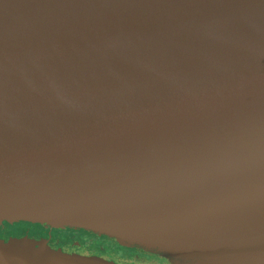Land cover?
<instances>
[{"label": "water", "instance_id": "95a60500", "mask_svg": "<svg viewBox=\"0 0 264 264\" xmlns=\"http://www.w3.org/2000/svg\"><path fill=\"white\" fill-rule=\"evenodd\" d=\"M170 264H264V0H0V224ZM0 264H115L0 238Z\"/></svg>", "mask_w": 264, "mask_h": 264}, {"label": "rangeland", "instance_id": "374dc122", "mask_svg": "<svg viewBox=\"0 0 264 264\" xmlns=\"http://www.w3.org/2000/svg\"><path fill=\"white\" fill-rule=\"evenodd\" d=\"M47 235L50 236L46 240L44 237ZM0 237L45 240L46 243H50V246L47 245L52 249L77 255L88 253L91 254L90 256L95 255L115 264H170L161 255L143 251L137 247H122L110 238L97 237L82 230L49 229L39 224L3 222L0 224Z\"/></svg>", "mask_w": 264, "mask_h": 264}, {"label": "flooded vegetation", "instance_id": "af4514ba", "mask_svg": "<svg viewBox=\"0 0 264 264\" xmlns=\"http://www.w3.org/2000/svg\"><path fill=\"white\" fill-rule=\"evenodd\" d=\"M83 232H84V231H83ZM88 233H89V232H88ZM90 234H91V233H90ZM92 235H93V234H92ZM95 236H96V235H95ZM97 237H99V236H97ZM0 238H1L3 241H6L8 238H11V237H0ZM44 239L47 240L48 238L44 237ZM47 244L50 246V243H49V242H48ZM68 253H69V252H68ZM87 255L90 256L91 254H88V253H87ZM92 256H95V255H92ZM96 257H97V256H96Z\"/></svg>", "mask_w": 264, "mask_h": 264}, {"label": "trees", "instance_id": "16d2710c", "mask_svg": "<svg viewBox=\"0 0 264 264\" xmlns=\"http://www.w3.org/2000/svg\"><path fill=\"white\" fill-rule=\"evenodd\" d=\"M46 231H48L49 232V230H46ZM50 235H47V236H45L46 238H48ZM54 237H52V239H53Z\"/></svg>", "mask_w": 264, "mask_h": 264}]
</instances>
